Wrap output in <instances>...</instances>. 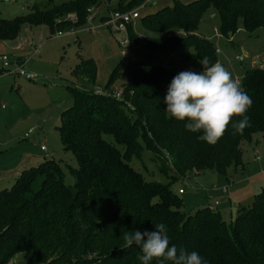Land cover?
Here are the masks:
<instances>
[{"label": "trees", "instance_id": "obj_1", "mask_svg": "<svg viewBox=\"0 0 264 264\" xmlns=\"http://www.w3.org/2000/svg\"><path fill=\"white\" fill-rule=\"evenodd\" d=\"M103 1L35 4L29 13L13 19L3 18L0 12V42L17 39L25 26H46L52 35L70 31L85 25L89 9ZM143 2L115 0L111 8L122 13ZM210 8L219 16L220 34L227 38L236 34L239 22L249 38L264 30V0H199L189 5L177 1L172 8L143 19L144 31L150 34L147 48L166 53L192 49L188 59L207 56L215 63L216 49L199 33ZM70 15L76 16V22L67 19ZM61 18L64 22L57 21ZM97 73L92 58H81L74 71L90 86H95ZM126 73L130 80L123 100L70 88L74 104L64 115L59 133L64 150L72 152L79 164L73 187L67 185L61 168L46 161L24 170L12 189L0 192V264L16 257L26 264H141L137 246L121 250L122 234L154 231L157 223L166 225L169 246L196 251L207 264H264V188L229 226L209 205L187 215L170 185L145 181L131 165L146 150L159 170L172 173L174 180L205 171L224 174L231 166H241V145L264 134V67L250 68L241 82L253 100L250 126L243 134L229 126L215 146L199 141V134L188 132L185 122L166 114L164 98L175 73L149 59L134 62ZM117 80V74H112L105 90L110 91ZM107 135L116 145L105 139Z\"/></svg>", "mask_w": 264, "mask_h": 264}, {"label": "rangeland", "instance_id": "obj_2", "mask_svg": "<svg viewBox=\"0 0 264 264\" xmlns=\"http://www.w3.org/2000/svg\"><path fill=\"white\" fill-rule=\"evenodd\" d=\"M62 1L72 0H0V10L3 17L11 19L16 15L29 13L35 4ZM114 1L107 3L104 0L95 15L89 16L85 25L71 29L76 34L67 33L70 30L51 37L45 26L23 31L21 41L33 44L32 47L27 45L31 53L37 50L33 56L30 52L11 54L0 44V57L8 53L13 56L10 55L12 59L30 58L26 61V71L40 75L29 81L17 75H2L0 72V108L5 106V110H0V192L12 189L18 180L17 175H21L24 170L37 168L46 161H52L61 168L67 185L74 186V173L78 171L79 164L72 152L64 150L59 133L64 115L74 104L71 87L80 88L89 95H111L117 100H123V93L130 80L126 70L138 60L149 59L175 75L188 70L202 71L198 60L188 59L186 56L194 52L192 49L183 48L177 53H166L147 48L145 40L150 34L145 33L143 27L146 16L172 8L177 1L189 5L199 0H151L149 3L144 0L142 5L134 9L123 10L122 13L134 12L129 25L133 30L129 32L128 26L127 35L108 24ZM103 16L105 19H102ZM64 20L65 18H61L57 21ZM219 26V16L210 8L203 17L199 33L218 51L216 62L223 64L236 80L242 82L247 70L264 63V30L249 38L243 24L239 22L236 34L227 38L220 34ZM126 37L129 38V44L123 45ZM44 44L47 47H43ZM81 58H92L96 62L98 73L95 86L85 85L74 75ZM2 69L0 61V71ZM114 73L118 80L107 92L105 86ZM127 104L134 110L130 103ZM105 139L116 145L111 135L105 136ZM41 146L45 147V151H41ZM241 152L242 165L237 169L231 166L224 174L215 171H205L199 175L190 173L177 180L173 179L172 173L163 174L153 161L152 154L146 150L141 159L132 160L131 165L147 182L170 185L177 194L179 189H183L184 193L178 195L187 215H195L204 205H209L219 211L227 225L231 226L239 213L249 208L255 196L264 188V134H256L251 142H244ZM20 167L22 169L15 173ZM10 176L13 179L8 181ZM231 176H235L236 182L228 197L222 195L221 190L228 186ZM239 179L246 180L239 182ZM261 181L263 184H259ZM41 182L35 183L33 193L40 188ZM215 202L219 206H214ZM11 262L9 264H26L21 257H16Z\"/></svg>", "mask_w": 264, "mask_h": 264}, {"label": "clouds", "instance_id": "obj_3", "mask_svg": "<svg viewBox=\"0 0 264 264\" xmlns=\"http://www.w3.org/2000/svg\"><path fill=\"white\" fill-rule=\"evenodd\" d=\"M202 71H182L173 77L164 98L166 114L185 122L188 132L198 133L197 139L215 146L229 126L235 133L243 134L250 126L248 112L253 100L241 83L220 62L210 63L207 56L198 61ZM121 250L133 245L140 249L137 259L141 264H207L198 252L178 250L169 246L164 223L155 224L154 231L138 229L122 234Z\"/></svg>", "mask_w": 264, "mask_h": 264}, {"label": "built area", "instance_id": "obj_4", "mask_svg": "<svg viewBox=\"0 0 264 264\" xmlns=\"http://www.w3.org/2000/svg\"><path fill=\"white\" fill-rule=\"evenodd\" d=\"M149 2H151V0H147V3H149ZM133 13L134 12H132V13L113 12L110 16L108 24L113 25L117 31L127 35V25L132 23V20L134 18ZM68 18L71 21L76 22V16L75 15H70V16H68ZM68 33L74 34L75 32L73 30H71V32H68ZM62 34L63 33H58L57 35H62ZM127 44H129V38L128 37H126L125 40L123 41V45H127ZM216 53H218L217 50H216ZM27 60L28 59L21 60V61L16 60L11 64L10 58L8 56H3L2 61H3L4 68H5L4 73L5 74H14V75L23 77L29 81L35 80L36 77L33 74H30L28 71H26V64H27L26 61ZM107 96H111V95H107ZM116 96L119 98L118 94ZM2 108H4V106H2ZM41 151H45L44 146H41ZM232 185H233V181L229 182L228 186L221 190L222 194L228 195L230 189L232 188ZM183 193H184L183 189L178 190L179 195H182ZM218 205H219V203L215 202L214 206H218Z\"/></svg>", "mask_w": 264, "mask_h": 264}, {"label": "crops", "instance_id": "obj_5", "mask_svg": "<svg viewBox=\"0 0 264 264\" xmlns=\"http://www.w3.org/2000/svg\"><path fill=\"white\" fill-rule=\"evenodd\" d=\"M62 2H65V1H62ZM62 2H60V3H62ZM98 10V9H97ZM0 12H1V16L3 17V15H2V11L0 10ZM9 12H10V10H9ZM14 12V11H13ZM24 15H26V14H24ZM19 16H21V15H19ZM15 17H17V15L15 16ZM14 17V18H15ZM3 18H5V17H3ZM5 19H8V18H5ZM11 19H13V18H11ZM41 27H44V26H41ZM45 28H47L46 26H45ZM27 30H30V31H32L33 30V27H28V26H25L23 29H22V31H21V33L23 32V31H27ZM50 32V31H49ZM20 33V35H19V37L17 38V39H15V40H13V41H2V42H0V44L2 45V47H3V49H5V51L6 52H9V53H17V52H20V53H22V52H27V54H29V52L31 53V50L29 51L28 50V46H30V47H32V45L33 44H28L26 41H21V34ZM66 33V32H65ZM68 33V32H67ZM64 34V33H63ZM140 36H142L143 34H139ZM50 36L52 37V36H57V34H51L50 33ZM204 36V35H203ZM28 45V46H27ZM46 44H44L43 45V47H47V46H45ZM37 52V50L35 49L34 50V52L33 53H31L32 54V56H33V54L34 53H36ZM10 54V55H11ZM10 55L7 53V55H4V56H8L9 58H10V63L12 64V62H14V61H16V60H19V61H21V60H25V58L24 59H12L11 57H13L12 55H11V57H10ZM3 57V56H2ZM2 57H0V61H1V63H2V67H3V69L0 71V72H2V75H11V76H16V75H14V74H5L4 73V71H5V68H4V65H3V61H2ZM30 59V58H29ZM28 59V60H29ZM90 59V58H89ZM27 60V61H28ZM261 67H264V63H261ZM12 68V67H11ZM30 68H31V66H30ZM253 68V67H252ZM40 72H41V70H39ZM34 75V74H33ZM35 77H37V76H40V75H37V73H35V75H34ZM4 106V105H3ZM0 110H5V106H4V108H0ZM22 168H23V165L21 166ZM20 167V169H18L17 170V172H15V173H18L22 168ZM237 169V168H236ZM236 171V170H235ZM264 172V171H263ZM13 179V176H10L9 177V179H7L8 181H10V180H12ZM246 179H244V180H240L239 179V182H242V181H245ZM231 181H233V184L236 182V178H235V176H231L230 177V179L228 180V184H229V182H231ZM259 184H263V181H261ZM8 184H5V186H7ZM259 186V185H258ZM232 187H233V185H232ZM232 189V188H231ZM231 189H230V191H231ZM180 190V189H179ZM230 191H229V194L228 195H225V194H222V195H224V196H230ZM219 206V205H218ZM12 263V262H11Z\"/></svg>", "mask_w": 264, "mask_h": 264}, {"label": "water", "instance_id": "obj_6", "mask_svg": "<svg viewBox=\"0 0 264 264\" xmlns=\"http://www.w3.org/2000/svg\"><path fill=\"white\" fill-rule=\"evenodd\" d=\"M99 5H100V3L98 2V3L95 4L91 9H89V16H90V17H92V16L95 15V13H96V11H97ZM231 36H232V34H229V37H231ZM142 41H144V40H142Z\"/></svg>", "mask_w": 264, "mask_h": 264}]
</instances>
